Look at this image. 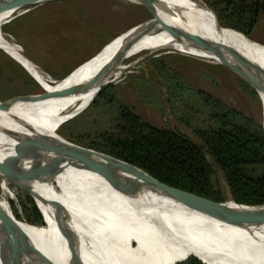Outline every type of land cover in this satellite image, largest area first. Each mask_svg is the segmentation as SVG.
Segmentation results:
<instances>
[{
  "label": "trees",
  "instance_id": "16d2710c",
  "mask_svg": "<svg viewBox=\"0 0 264 264\" xmlns=\"http://www.w3.org/2000/svg\"><path fill=\"white\" fill-rule=\"evenodd\" d=\"M216 3L214 6L220 25L230 28L224 30L243 40H247L259 16L264 13V0H216ZM198 6L206 16V24L218 27L214 16L205 7ZM106 43L101 41V48ZM1 63L0 59V74H3ZM147 63L153 65L151 73H155L163 83L165 98L171 106L174 105L173 98L184 97L186 93L200 100L202 110L184 98L181 100L184 111L178 112V120L196 135L199 143L178 130L151 125L125 104L118 103L116 108L118 91L113 81H108L99 91L95 90L59 128L61 134L76 140L70 142L123 161L173 193L152 186L126 193L94 172L105 213L113 226L123 232L126 244L136 246L140 240L155 234L157 226L166 229L209 218L202 209L177 199L179 195L194 203L196 199L198 203L226 202L221 188L213 180L214 171L209 158L223 174L237 208L263 212V125L211 94L195 89L161 58H148L140 65ZM136 79L148 83L142 78ZM23 86L38 88L29 75ZM244 87L257 97L251 86L246 84ZM45 90L48 91L49 87ZM112 107L115 113L109 118L108 127L86 128L77 132L89 123L99 126L95 120L98 113ZM80 116L87 122L76 124ZM31 188L34 192L31 195L16 192L17 199L10 201L11 207L23 231L39 229L49 234L57 226L56 204L62 206V200L65 204L66 201L53 180L50 183L32 182ZM153 218L157 220V226ZM261 236L260 232L250 228L221 224L187 237L167 264H221L229 253L254 243Z\"/></svg>",
  "mask_w": 264,
  "mask_h": 264
},
{
  "label": "rangeland",
  "instance_id": "374dc122",
  "mask_svg": "<svg viewBox=\"0 0 264 264\" xmlns=\"http://www.w3.org/2000/svg\"><path fill=\"white\" fill-rule=\"evenodd\" d=\"M177 1L176 3L175 0H171V5L184 20L203 26L207 25L206 19H204L206 16L199 9L198 5H200L214 16L218 27L230 29L221 26L218 21L214 6L217 4L216 0H192L198 5H195L191 0ZM19 12L21 13L19 14ZM153 19L152 13L139 0H53L36 7L2 14L0 16V47L7 54L0 55L3 57L0 58L3 67L1 72L3 74H0V104L8 105L9 100L15 96L25 97L46 92V88L61 81L103 49L101 41L105 40L106 44H109ZM246 38L247 40L244 41L264 49V13L259 16L252 33ZM155 57L161 58L171 68L179 72L195 89L211 94L264 127L260 97L258 94L257 97L252 96L244 87L246 84L251 86L244 77L212 57L194 52H180L171 48L146 49L135 55H128L120 67L115 69L110 75L109 81H113L117 87L116 108L118 103L125 104L151 125L178 130L193 141L200 142L196 135L178 120V112L184 111L182 99L185 98L195 108L202 110L200 100L196 96L186 93L184 97L173 98L174 105L171 106L165 98L163 83L155 73H151L153 65H150L151 63L140 65L141 61ZM24 66L32 71V76L36 78L37 89L23 86L27 75H29ZM136 78H142L148 83ZM86 82L87 80L84 81V83ZM251 88L253 87L251 86ZM84 96L85 94L79 95L76 102L72 99L74 96H71L72 98L60 114L54 116L52 120L54 134L57 133L68 141L74 140L61 134L59 128L63 119L72 114ZM21 103L22 101H18L12 105L9 104L8 109L17 110ZM114 113V107L110 110L106 108L95 118L100 124L99 126L89 123V126H82L77 132L80 133L86 128L95 130L100 127H108L109 118ZM104 115L105 117H103ZM79 122L87 121L80 116L76 124ZM14 157V151L0 144V218L12 223L16 222L19 225L10 201H16L17 193L21 190L18 186L9 183V175L11 171L15 172V176L18 174V179L22 182L23 173L28 167L23 161ZM209 160L213 166V180L221 188L227 204L233 207L230 191L223 174L213 164L212 159L209 158ZM62 207L69 214L67 204L63 200ZM73 229V233L76 234L79 241L78 250L81 258L90 264H103L79 231L78 226L76 225ZM158 232L160 231L158 230ZM43 233L47 234L45 231ZM44 243L49 246L47 242ZM56 245L61 249H65L67 246L62 234L57 237ZM17 264L35 263L26 257H20L17 259Z\"/></svg>",
  "mask_w": 264,
  "mask_h": 264
},
{
  "label": "bare ground",
  "instance_id": "6f19581e",
  "mask_svg": "<svg viewBox=\"0 0 264 264\" xmlns=\"http://www.w3.org/2000/svg\"><path fill=\"white\" fill-rule=\"evenodd\" d=\"M158 1L165 5L164 8L167 12L161 14L169 24H183L196 34L217 40L223 39L264 67V49L248 43L224 29L188 22L175 12L171 0ZM126 36L127 34L107 44L95 56L49 87L47 92H54L51 95L22 102L17 110H0V144L16 152V136L32 135V131L54 134L52 129L54 116L60 114L72 98L70 95L78 86L84 84L86 80L96 81L100 72L112 64L111 62L117 54L131 45L125 41ZM159 48H171L186 53L194 52L210 57L209 54L195 49L189 43L173 40L164 31L144 37L128 55H135L146 49L157 50ZM94 91L85 94L72 114L89 99ZM259 97L264 116V96L259 95ZM77 98L78 96H74L72 99L76 101ZM71 115L69 114V116ZM74 161L76 166L66 167L53 179L60 188L68 206V217L60 227L57 225L49 234L43 233V230L39 232V229L24 231L34 251L28 250L20 244L24 247L27 255L36 259L40 257L45 261V264H70L67 246L65 249L59 248L56 245V239L62 232L68 228H74L76 225L103 264H167L187 237L224 224L209 217L189 225L164 229L158 227L157 220L153 218L154 224L160 232L157 231L152 236L140 240L136 246L130 247L122 238L123 232L113 226L105 213L98 194L95 174L90 169L86 157L75 154ZM250 229L259 231L262 236L254 243L229 253L221 264H264V226L250 227ZM5 239L14 238L0 228V241ZM44 242H47L49 246ZM82 261L84 264H90L83 258ZM0 264H5L1 258Z\"/></svg>",
  "mask_w": 264,
  "mask_h": 264
},
{
  "label": "water",
  "instance_id": "95a60500",
  "mask_svg": "<svg viewBox=\"0 0 264 264\" xmlns=\"http://www.w3.org/2000/svg\"><path fill=\"white\" fill-rule=\"evenodd\" d=\"M48 1L53 0H0V15L8 11L36 7ZM139 1L148 8L154 16V19L134 31L127 33L125 41L131 45L125 47L117 54L115 59L111 62L112 64L105 67L100 72L96 81L90 79L86 83L81 84L70 96H79L94 90L99 91L108 83L110 75L115 69L120 67L126 58H128L127 55L139 41L146 36L157 34L162 31L166 32L173 40L185 44L189 43V45L194 46L195 49L209 54L210 57L217 59L219 62L236 71L249 82L258 95L264 96V67L258 62L239 49L229 45L223 39L217 40L196 34L183 24H169L161 14L162 12H167L164 8L165 5L158 0ZM106 45H104L103 48ZM52 93L54 92L46 91L37 95H28L25 97L15 96L9 100V103H7L8 105L0 104V110L8 109L10 107L9 104L12 105L14 102L41 99ZM32 132V135L16 136L17 145L15 147L16 152L14 158L23 161L28 167L23 173L22 182L18 179V174L15 176V172L11 171L9 175V183L18 186L22 192L31 195L34 193L31 188L32 182H50L66 167L76 166L74 161L75 154L85 156L93 172H97L104 176L113 187L123 192L133 193L140 190L142 187L148 189V187L151 186L162 188L166 193L169 192L167 188L158 184L147 174L123 161L79 146L63 139L57 133L48 134L40 131ZM174 197L176 196L174 195ZM176 198H181L184 203L195 206L196 209H202L206 212L208 217L224 224L242 228L264 226V211L258 212L239 209L234 203L233 207H231L227 202L224 204L198 203L199 201L196 199V203H194L184 199L181 195ZM55 217L57 225L60 227L61 223L68 217V212L61 205L56 204ZM0 228L14 238L0 241V258L5 264H17V259L20 257H26L35 264H45L42 258L38 257V259H36L26 254L24 247L31 251L33 248L20 225L16 222L12 223L6 219L0 218ZM73 231V228H68L66 231L62 232L67 242L70 264H84L78 250L79 241Z\"/></svg>",
  "mask_w": 264,
  "mask_h": 264
},
{
  "label": "flooded vegetation",
  "instance_id": "af4514ba",
  "mask_svg": "<svg viewBox=\"0 0 264 264\" xmlns=\"http://www.w3.org/2000/svg\"><path fill=\"white\" fill-rule=\"evenodd\" d=\"M23 12V11H22ZM21 12H19V14H20ZM20 48V47H19ZM20 50H21V52H22V49L20 48ZM2 54H7L6 52H5V50L3 49V48H1L0 47V55H2ZM28 59V58H27ZM31 62H32V60L31 59H29ZM17 62V61H16ZM24 68L27 70V72L29 73V76L37 83V81L35 80L36 78H34L33 76H32V71H29V69H27L25 66H24Z\"/></svg>",
  "mask_w": 264,
  "mask_h": 264
}]
</instances>
